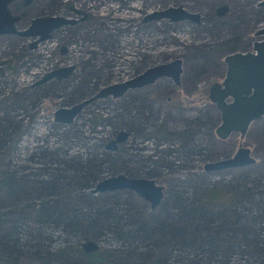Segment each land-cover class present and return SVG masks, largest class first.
<instances>
[{
    "label": "rangeland",
    "instance_id": "374dc122",
    "mask_svg": "<svg viewBox=\"0 0 264 264\" xmlns=\"http://www.w3.org/2000/svg\"><path fill=\"white\" fill-rule=\"evenodd\" d=\"M263 1L13 2L20 31L36 18L64 25L39 46L41 36L0 35V264H264V118L221 139L209 99L226 57L264 38ZM180 7L199 19L155 18ZM175 60L180 85L100 97ZM120 131L129 138L108 149ZM241 147L255 164L207 171ZM120 175L164 187L160 205L99 190ZM89 241L99 250L86 253Z\"/></svg>",
    "mask_w": 264,
    "mask_h": 264
},
{
    "label": "water",
    "instance_id": "95a60500",
    "mask_svg": "<svg viewBox=\"0 0 264 264\" xmlns=\"http://www.w3.org/2000/svg\"><path fill=\"white\" fill-rule=\"evenodd\" d=\"M15 1H22L29 6L33 0H0V35L17 34L26 37L41 36L40 42L52 38V33L64 25V21L52 18H36L31 26L26 30H19L17 24L22 17L13 15L10 5ZM264 6V1L262 2ZM228 12V6L217 10L219 16H224ZM157 19L169 18L172 21L198 20V15L186 12L182 7L175 10L173 8L156 15ZM60 20V19H59ZM257 37H264V27L256 33ZM254 52L233 53L226 57L227 74L223 83H216L210 88L209 99L221 113V124L216 133L221 139H228L233 133H239L245 137L250 126L264 117V38L253 45ZM182 61L175 60L172 63L161 64L148 69L144 74L136 79L126 82L116 87L105 89L100 97L110 95L115 98L123 97L129 89L144 88L156 83L159 79L170 78L180 85L183 73ZM73 69H69L66 74L60 73V78L69 76ZM59 74V73H54ZM82 106L75 109L62 110L59 116L70 114L68 118H61L62 122L72 123ZM130 134L120 131L117 138L107 145L108 149L116 151L118 144L125 142ZM256 160L252 157L251 150L245 147L239 148L237 153L229 159L218 161L206 166L207 171L226 170L253 165ZM133 190L151 203L152 208H157L164 197V187L158 186L155 181L148 179H134L124 175L112 177L99 186V190L117 191ZM99 245L89 241L84 245L86 253H93L99 250Z\"/></svg>",
    "mask_w": 264,
    "mask_h": 264
},
{
    "label": "flooded vegetation",
    "instance_id": "af4514ba",
    "mask_svg": "<svg viewBox=\"0 0 264 264\" xmlns=\"http://www.w3.org/2000/svg\"><path fill=\"white\" fill-rule=\"evenodd\" d=\"M77 9H79V8H77ZM80 10H83V9H80ZM84 11H87V10H84ZM40 44V43H39ZM39 44H38V46H39ZM38 48V47H37ZM67 51H68V48H67Z\"/></svg>",
    "mask_w": 264,
    "mask_h": 264
},
{
    "label": "bare ground",
    "instance_id": "6f19581e",
    "mask_svg": "<svg viewBox=\"0 0 264 264\" xmlns=\"http://www.w3.org/2000/svg\"><path fill=\"white\" fill-rule=\"evenodd\" d=\"M260 41V40H259ZM127 81V80H126Z\"/></svg>",
    "mask_w": 264,
    "mask_h": 264
}]
</instances>
